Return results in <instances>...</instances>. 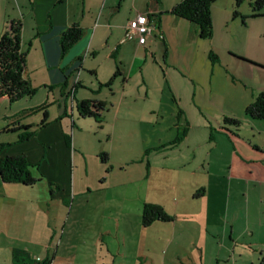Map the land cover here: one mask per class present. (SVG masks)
<instances>
[{"label":"crops","instance_id":"crops-1","mask_svg":"<svg viewBox=\"0 0 264 264\" xmlns=\"http://www.w3.org/2000/svg\"><path fill=\"white\" fill-rule=\"evenodd\" d=\"M178 1L0 0V35L11 20H20L21 49L26 52L24 76L37 89H47L45 102L54 106V113L50 115L48 110L47 122L40 126L41 114L31 118L33 113L24 112L37 104L24 100L26 102H18L11 108L12 103L27 97L12 103L7 97H0V105L5 108L7 101L10 107L8 115H3L6 124L0 127V153L24 154L37 166L31 168L32 173L40 176L32 185L5 183L0 179V187L17 184L34 189L32 196L36 200H46L45 203L48 198L52 199L50 196L65 202V196L75 192V188H83L86 195L103 190L101 185L105 177L92 188L88 183H82L86 179L81 180L80 175L76 181L72 170L74 165H80L84 153L73 149V140L68 143L65 136L73 132L75 137V120L89 117L80 116L76 109L78 89L88 87L96 95L80 100H103L106 107L118 115L128 90L134 89L137 96L143 91V98L147 99L153 85L152 92L157 93L159 100L147 106L149 117L142 113V119L151 123L150 128L155 129L153 133L157 124L164 125L162 132H156L147 141L154 161L151 159L148 164L161 171V188H153L154 198L143 194L142 205L157 203L166 210L167 204H171L166 193L184 183L186 188L182 186L178 193L181 201L175 196V208L178 213L182 210L184 221H190L189 229L177 232L178 213L177 219L166 221L172 224L168 246L182 243L190 250L188 256L192 257L188 262L174 254L183 260L181 264H258L260 251L264 248V118L250 117L245 113V107L264 91V55L241 49L242 40L236 39L237 45L232 43L227 24L239 15H233L235 7L228 0L213 2V31L209 38L199 36L195 23L170 12ZM123 7L126 8L125 15L114 21ZM238 11L241 15L246 14ZM138 13L147 14L153 24L152 33L144 43H139L136 36L125 39L126 25ZM73 23L83 29L81 42L79 39L63 53L60 34ZM225 51L228 52L226 65L220 59V53ZM211 53L216 59L210 58ZM78 58H81L80 62ZM117 67L120 73L109 86L104 85ZM153 68L160 73L157 70L152 73ZM177 73L181 79L188 78L183 87L176 85ZM76 80L81 85L72 95L68 94ZM63 82L66 85L62 87ZM168 91L178 95V99L172 95V103L167 102ZM225 116L237 118L240 123L237 126L225 123ZM14 120L29 127L9 130L7 125ZM184 128L183 139L176 145H168ZM26 130L33 133L24 141H18L19 133ZM8 143L6 150L3 149ZM99 160V166L95 163L97 168L105 166ZM52 186L54 191L51 193ZM38 193L42 198L37 197ZM160 193L165 195L160 197ZM155 222L165 223L154 221L151 224ZM182 236H185V243ZM49 237L41 243L44 253L40 254L31 255L30 251L13 245L7 247L8 264L13 262L15 249L24 250L26 253L20 255L27 261L45 257L51 261ZM208 241L214 242L216 249H209L205 257L203 250ZM56 252L57 249L51 256L54 257Z\"/></svg>","mask_w":264,"mask_h":264},{"label":"rangeland","instance_id":"rangeland-1","mask_svg":"<svg viewBox=\"0 0 264 264\" xmlns=\"http://www.w3.org/2000/svg\"><path fill=\"white\" fill-rule=\"evenodd\" d=\"M228 1L234 5L235 9L246 12V14L242 13L245 16V24H242L240 16L227 24V28L231 29L232 43L237 45L239 42L236 39L242 40L244 43L242 42L241 49L251 54L264 55V15L257 19L249 17L250 3L253 0H242L238 5L236 0ZM125 12L126 8L123 7L113 20H121ZM261 13L264 14V7ZM227 54L226 51L220 53V59L224 65H226ZM155 70L160 73L157 68H153L151 72ZM82 77L85 79L84 76ZM174 79L177 82L176 85L181 87L188 80L187 77L179 78L178 73ZM169 84L172 86L171 81ZM151 87L147 99L143 98V91L137 96L133 92L134 89L128 90L118 115L107 106L104 121L101 123L95 121L93 117L77 119L74 109V117L77 119L74 128L75 137L73 132L69 133L72 135L73 149L81 150L84 158L82 157L80 165H74L72 170L76 181L80 175L81 180L86 179L82 183L86 182L92 188L105 177L101 185L104 187L103 190H94L86 195L83 194V188L81 190L75 188V192L65 196V202L59 197L50 196L52 199L48 198V203H45L46 200H36L32 196L34 189L22 188L17 184L1 185L0 264L9 263L6 248L11 245L26 249L31 252V255L44 253L41 243L46 241L48 236H50L49 239L51 238L52 251L49 252L51 264H68L69 262L77 264L74 261L80 264H181L183 260L176 257L175 253L179 254L184 261L186 260L185 262L189 261L188 258L192 256H188L190 250L187 246L182 243L178 245L173 243L168 246L171 238V223L169 225L167 222H155L149 226L141 224V198L143 194L154 198L153 188L156 186L161 188L159 185H161L162 176L161 171L154 166L149 167L148 162L153 158V154L147 147V141L151 135L162 132L164 125L157 124L155 126L157 130L153 133L155 129L150 128L151 123L147 124V121L144 122L142 119V113L149 117L146 114L147 106L154 105L159 100V96L152 92ZM46 90L38 88L32 97L12 103L11 108H15L18 102H26L24 100L37 105L47 101ZM166 94L165 100L169 103H172V95L176 100L178 99V95L173 92L168 91ZM90 96L96 97L88 87L79 88L76 94L78 100L81 97ZM186 100L189 102L190 97L187 96ZM8 104L6 101L5 108L0 105V127L6 124L3 115H8L10 112ZM167 106L169 107L168 104ZM48 110L50 115L53 114L54 106H48ZM35 114L39 117L41 111L31 114L30 117L33 118ZM100 152H106L109 159L105 162V166L97 168L100 163L97 155ZM152 162H154L153 159ZM182 186L186 188L184 183H179L166 193L171 202L167 204L166 210L173 220L177 219L175 199L178 197L181 201L178 193ZM40 193L36 194L38 198H42ZM47 193H49L48 189L46 196ZM162 195L159 194L160 197ZM191 208L194 210L192 206ZM178 215L177 232L181 229L187 231L189 229L187 224L190 221H184L182 210ZM48 217L49 219L46 220ZM181 238L185 243V236ZM207 244L203 250L205 257L209 249H216L214 242L208 241ZM56 249L54 257L51 256ZM245 254L249 256L247 252Z\"/></svg>","mask_w":264,"mask_h":264},{"label":"trees","instance_id":"trees-1","mask_svg":"<svg viewBox=\"0 0 264 264\" xmlns=\"http://www.w3.org/2000/svg\"><path fill=\"white\" fill-rule=\"evenodd\" d=\"M160 3V0H155ZM215 0H180L172 6L170 12L192 23H195L199 28V36L201 38H209L212 35L213 23L211 16V7ZM242 0H236L238 5ZM264 7V0H253L250 3L249 17H257L264 15L261 13ZM234 16H240L244 22L245 16L239 14L235 9ZM83 29L77 24L73 23L62 31L59 38L61 51L65 53L72 47L82 36ZM26 52L21 49V22L20 20H11L7 29L0 35V97H7L10 103L20 100L25 97H31L37 91V86L24 76ZM212 60L216 59L214 54H210ZM81 58H78L80 62ZM120 73L117 67L113 77L104 85L109 86L115 75ZM63 82L61 86H65ZM81 85L78 80L74 81L68 90V94H73V90ZM103 85V84H100ZM51 87V86H49ZM50 103H41L31 109L24 110L27 113H34L41 111L42 118L40 126H44L48 118V105ZM106 103L100 99H83L76 102V109L80 116H89L95 118L99 123L102 122V111L105 110ZM21 112V113H24ZM245 113L254 119L264 118V91L260 92L254 100L245 107ZM223 121L233 125H238L240 121L237 118L225 116ZM9 130H20L21 128L29 127L21 124L18 120L9 122L7 125ZM33 132L23 131L18 135V141H24ZM186 134V128L182 129L177 136L171 140L168 145L178 144ZM68 143L72 139L70 135L65 136ZM9 146L8 144H5ZM4 150V152H5ZM147 152V151H146ZM99 158L103 163L107 162L109 156L106 152H100ZM37 167L32 164L24 154H9L7 152L0 153V179L5 183H21L24 185H32L40 176L32 173L31 168ZM51 193L54 188H50ZM173 217L164 209V207L157 203L145 202L141 209V224L149 226L154 221H172ZM20 253H26L24 250H14L12 264H50V259H30L29 261ZM199 264V263H198ZM258 264H264V248L260 251Z\"/></svg>","mask_w":264,"mask_h":264},{"label":"built area","instance_id":"built-area-1","mask_svg":"<svg viewBox=\"0 0 264 264\" xmlns=\"http://www.w3.org/2000/svg\"><path fill=\"white\" fill-rule=\"evenodd\" d=\"M153 24L149 21L148 15L138 13L133 19H130L125 28V39H132L136 36L139 43H144L147 36L151 35Z\"/></svg>","mask_w":264,"mask_h":264}]
</instances>
